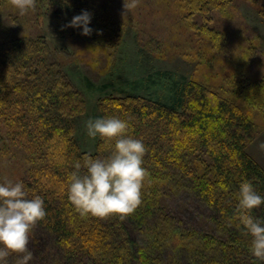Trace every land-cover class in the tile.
I'll return each instance as SVG.
<instances>
[{
	"label": "trees",
	"instance_id": "16d2710c",
	"mask_svg": "<svg viewBox=\"0 0 264 264\" xmlns=\"http://www.w3.org/2000/svg\"><path fill=\"white\" fill-rule=\"evenodd\" d=\"M229 1L183 4L206 14ZM53 2L64 21L83 11L78 0ZM258 9L264 16V2ZM201 27L217 46L219 31ZM45 44L42 37L13 35L0 42V160L21 162L13 183L22 182L29 199L42 197L47 213L30 235L29 264H264L234 219L243 181L264 197V168L246 150L253 121L234 99L202 83H187L170 104L123 89L101 95L96 116L127 121L128 135L146 148L142 203L124 219L75 210L69 173L85 155L104 158L110 148L99 136L94 151L79 145L75 131L86 100ZM239 91L248 104L264 106V78H247ZM252 215L264 220V204ZM18 258L10 255L8 264Z\"/></svg>",
	"mask_w": 264,
	"mask_h": 264
},
{
	"label": "rangeland",
	"instance_id": "374dc122",
	"mask_svg": "<svg viewBox=\"0 0 264 264\" xmlns=\"http://www.w3.org/2000/svg\"><path fill=\"white\" fill-rule=\"evenodd\" d=\"M263 2L230 0L223 10L202 14L188 12L183 0H138L124 16V0H78L93 17L92 33L82 35V28L62 30L71 19H61L55 2L36 0L34 10L20 15L10 0H0V42L12 35L45 40L48 58L86 100L75 131L82 149L96 148L98 136L88 135L87 122L98 118L101 95L123 89L170 104L187 83L196 82L234 99L253 121L246 150L264 168L259 147L264 143V106L248 104L239 91L247 78H264V16L258 9ZM202 24L219 31L217 46H211ZM20 170L15 157L0 160L2 181L14 182Z\"/></svg>",
	"mask_w": 264,
	"mask_h": 264
},
{
	"label": "clouds",
	"instance_id": "9594fccd",
	"mask_svg": "<svg viewBox=\"0 0 264 264\" xmlns=\"http://www.w3.org/2000/svg\"><path fill=\"white\" fill-rule=\"evenodd\" d=\"M10 4L25 15L34 10L36 0H10ZM138 0H124L123 15L136 8ZM91 14L82 11L63 28H82V35H90ZM127 121L117 117L90 119L87 133L101 137L110 148L104 158L83 157L77 161L74 171L68 175V200L81 216L108 217L118 215L121 219L135 212L142 203V189L148 176L143 167L146 148L139 139L128 135ZM264 150V143L259 146ZM84 169L83 173L81 169ZM234 219L244 234L251 236L250 252L264 261V220L252 215V211L264 204L253 184L245 180L239 185ZM47 213L40 196L29 199L22 182L0 183V264H8V257L16 254V264H29L33 253L29 250L30 235Z\"/></svg>",
	"mask_w": 264,
	"mask_h": 264
}]
</instances>
